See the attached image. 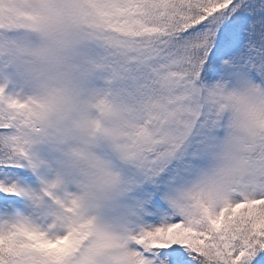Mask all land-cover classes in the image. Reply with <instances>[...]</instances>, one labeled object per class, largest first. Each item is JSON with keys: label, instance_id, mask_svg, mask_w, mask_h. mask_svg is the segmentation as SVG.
Masks as SVG:
<instances>
[{"label": "snow or ice", "instance_id": "snow-or-ice-1", "mask_svg": "<svg viewBox=\"0 0 264 264\" xmlns=\"http://www.w3.org/2000/svg\"><path fill=\"white\" fill-rule=\"evenodd\" d=\"M0 264H264V0H0Z\"/></svg>", "mask_w": 264, "mask_h": 264}, {"label": "clouds", "instance_id": "clouds-1", "mask_svg": "<svg viewBox=\"0 0 264 264\" xmlns=\"http://www.w3.org/2000/svg\"><path fill=\"white\" fill-rule=\"evenodd\" d=\"M24 70L21 69V72ZM32 71L34 73H39V74H46V75H56L60 77L62 80L72 83L76 80V73L71 70V69H62V68H53L48 65H43V64H34ZM24 79H27V76L25 75L23 77Z\"/></svg>", "mask_w": 264, "mask_h": 264}]
</instances>
